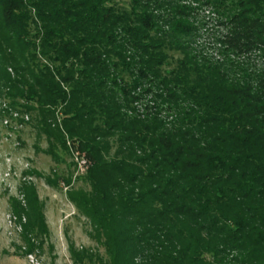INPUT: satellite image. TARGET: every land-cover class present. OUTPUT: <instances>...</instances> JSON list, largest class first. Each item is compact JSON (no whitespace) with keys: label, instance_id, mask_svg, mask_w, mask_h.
<instances>
[{"label":"trees","instance_id":"16d2710c","mask_svg":"<svg viewBox=\"0 0 264 264\" xmlns=\"http://www.w3.org/2000/svg\"><path fill=\"white\" fill-rule=\"evenodd\" d=\"M113 1L0 0L3 95L83 163L46 181L106 256L72 258L264 264V0Z\"/></svg>","mask_w":264,"mask_h":264},{"label":"rangeland","instance_id":"374dc122","mask_svg":"<svg viewBox=\"0 0 264 264\" xmlns=\"http://www.w3.org/2000/svg\"><path fill=\"white\" fill-rule=\"evenodd\" d=\"M113 5L126 11L130 0H114ZM24 106L6 99L0 88V264H97L72 258L73 251L106 256L90 236V222L68 202L66 189L46 183L53 173L71 175L75 188L87 189L80 181L83 163L70 153H59L55 162ZM29 188L43 206L45 233L29 219Z\"/></svg>","mask_w":264,"mask_h":264}]
</instances>
